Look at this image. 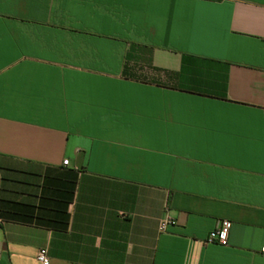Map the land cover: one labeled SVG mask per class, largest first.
<instances>
[{"label":"crops","instance_id":"obj_1","mask_svg":"<svg viewBox=\"0 0 264 264\" xmlns=\"http://www.w3.org/2000/svg\"><path fill=\"white\" fill-rule=\"evenodd\" d=\"M263 246L264 0H0V264Z\"/></svg>","mask_w":264,"mask_h":264},{"label":"built area","instance_id":"obj_2","mask_svg":"<svg viewBox=\"0 0 264 264\" xmlns=\"http://www.w3.org/2000/svg\"><path fill=\"white\" fill-rule=\"evenodd\" d=\"M64 164L67 165L68 162L65 161ZM170 224H172V222L169 219L164 220L161 223L160 229L165 230ZM231 228H232V223L230 221L228 220L221 221L220 225L209 234L207 238V243L216 244L220 246H227L229 243V235ZM261 253L264 255V246L261 248ZM37 262L38 264L51 263L47 249L39 250L37 254Z\"/></svg>","mask_w":264,"mask_h":264}]
</instances>
